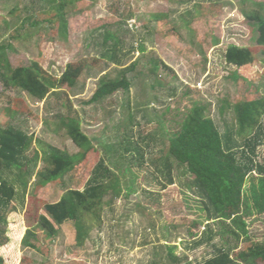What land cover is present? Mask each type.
I'll use <instances>...</instances> for the list:
<instances>
[{"label":"rangeland","instance_id":"1","mask_svg":"<svg viewBox=\"0 0 264 264\" xmlns=\"http://www.w3.org/2000/svg\"><path fill=\"white\" fill-rule=\"evenodd\" d=\"M50 1L0 0V48H6L12 68L38 62L60 79L70 64L86 61L73 87L54 90L43 101L0 76V127L16 126L34 136L27 154L30 176L16 170L2 173L17 193L8 217L10 241L1 245V235L0 256L5 264L203 262L212 248H194V241L209 222L202 200L192 192L193 176L173 159L175 185L163 189L154 167L146 163L148 153L137 166V149H153L152 156L160 157L167 133L179 130L178 123L194 105L205 106L223 133L236 124V104L264 98V62L237 68L225 60L231 45L255 49L257 26L245 13L256 10L264 17V0H68L65 29L54 18L59 1ZM106 33L119 42V66L101 58ZM2 58L0 50V63ZM123 77L130 82L128 91L86 104L100 84ZM60 113L81 120L94 150L59 183L43 185L38 173L47 166L44 157L52 147L79 151ZM157 120L164 123L157 126ZM258 152L264 161V145ZM101 161L121 181L119 196L108 191L102 211L86 217L90 229L83 246H76L71 222L55 225L57 235L47 237L37 227L41 215L55 224L47 205L60 207L70 191L84 190ZM247 224V238L222 235L216 242L226 238L236 252L264 244V214L251 213ZM211 226L217 234L224 225ZM28 229L37 233L36 250L22 245Z\"/></svg>","mask_w":264,"mask_h":264},{"label":"trees","instance_id":"2","mask_svg":"<svg viewBox=\"0 0 264 264\" xmlns=\"http://www.w3.org/2000/svg\"><path fill=\"white\" fill-rule=\"evenodd\" d=\"M58 1L54 18L59 22L60 28L65 29L68 0ZM50 2L51 5L53 3L56 5L57 0ZM257 8L261 9L262 6ZM245 16L256 23V47L254 50L237 45L228 47L225 54L226 63L237 68L252 65L255 62H264V17L260 11L256 10L246 12ZM37 23L38 20L34 21L33 25ZM64 32L65 30L62 31ZM103 37L106 46L101 58L112 61L117 66L121 65L117 55L119 51L117 38L111 33H106ZM110 41L114 43L108 47ZM0 50L3 55V61L0 63L3 68L0 76L3 81L12 84L15 88H21L41 101L47 99L52 91L65 85L73 87L84 73L86 65V61L70 64L62 77L56 79L38 62H33L29 66L12 68L6 59V48L1 47ZM141 51L145 50L142 48ZM161 64L165 69H171L164 62ZM121 89L125 91L130 89V82L126 77L100 84L86 104L98 103ZM234 112L236 124L228 125L222 133L215 121L207 115L206 107L194 105L185 114V118L178 123L179 130L167 133L166 139L162 141L164 149L161 150L160 157L152 156L153 149L146 152L137 149V155L141 161L136 162L137 166L145 162V154L148 153L150 158L146 163L154 167L155 179L160 178L158 182L163 189L175 185L173 159L193 176L192 192L202 200L209 222L201 236L195 239L194 248L203 245L212 248L210 257L199 264H260L264 262V244H255L244 251L236 252L228 246L229 242L226 238L219 242L215 239L222 235H230L238 240L247 238L249 235L247 217L251 213L264 214V161H259L258 155L259 148L264 145V98L236 104ZM59 118L79 151L71 154L52 147L50 153L44 157L47 166L38 173L43 185L59 183L94 150L91 138L82 130L81 120L74 116L65 117L62 113ZM156 123L158 126L164 121L157 120ZM165 130L167 132V129ZM156 140L157 138L155 142ZM33 145L34 136L23 129L16 126L0 127V224L5 227L3 231L0 230V239L1 235H4V241L1 242L3 246L10 241L6 235L9 229L8 217L17 192L14 185L8 182L2 173L5 170H16L30 176L27 154ZM38 159L39 156L36 154L35 160ZM23 175L20 176L21 180L24 179ZM110 190L116 193L114 197L119 196L122 191L121 181L117 175H113L104 161H101L84 190L70 191L61 201L60 207L47 205V214L55 219V224H52L47 215H41L37 227L51 238L58 233L55 225L71 222L75 229L76 246H83L90 229L86 227V217L98 215L102 211L104 197ZM213 222H222L224 225L222 231L216 234L215 228L211 226ZM37 239L36 231L28 229L22 245L36 250L38 246L33 240L37 241ZM170 249L172 258L179 262L180 260L173 254L174 250ZM0 264H5L2 256H0Z\"/></svg>","mask_w":264,"mask_h":264}]
</instances>
